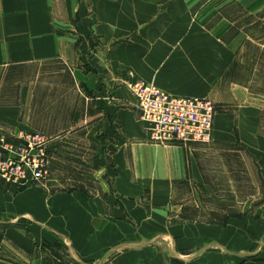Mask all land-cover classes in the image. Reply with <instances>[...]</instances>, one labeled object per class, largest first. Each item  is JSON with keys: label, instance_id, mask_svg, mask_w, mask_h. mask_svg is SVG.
I'll use <instances>...</instances> for the list:
<instances>
[{"label": "crops", "instance_id": "crops-1", "mask_svg": "<svg viewBox=\"0 0 264 264\" xmlns=\"http://www.w3.org/2000/svg\"><path fill=\"white\" fill-rule=\"evenodd\" d=\"M218 1L264 11V0H0V67L59 61L88 93L93 113L69 123L98 142L102 189L16 191L0 180V264H264V200L223 224L180 221L183 186L202 178L201 148L152 142L123 83L216 99L215 80L246 39L207 27L201 12ZM241 104L236 117H214L212 135L242 142L264 179V106Z\"/></svg>", "mask_w": 264, "mask_h": 264}, {"label": "rangeland", "instance_id": "rangeland-1", "mask_svg": "<svg viewBox=\"0 0 264 264\" xmlns=\"http://www.w3.org/2000/svg\"><path fill=\"white\" fill-rule=\"evenodd\" d=\"M212 8L201 12L207 27L220 23V27L215 29L218 35L230 38L241 31L246 39L231 58L225 76L221 75L215 80V85L222 83V87L216 90L217 98L193 97L211 101L216 113L214 117L227 112L236 117L241 103H260L264 106V11L249 14L234 5L230 6L229 12L228 9L222 11L219 1ZM136 82L149 83L142 79L123 81L135 99L131 85ZM87 95L80 84L76 86L68 68L59 61L0 67V141L10 140L19 128L28 134L43 133L48 138L43 146L48 160L45 176L24 187L14 186L13 190L39 183L49 191L81 189L89 195L102 191L96 184L100 178L98 142L84 138L82 131H75V123H69L75 111L93 113L90 101L87 111L82 107L87 102ZM145 105L147 108L154 107L148 102ZM7 110L17 113L7 115ZM171 112L179 114L174 108ZM139 116L144 120L141 110ZM189 116L197 120L192 135L193 131L199 132L208 124V118L195 109ZM13 120L18 123V128H15ZM147 124L149 132L151 124ZM78 130L82 128L78 126ZM13 138L16 139L15 136ZM226 140H215L212 135L206 143L198 140L184 144L188 149L201 148L197 150L202 178L197 182H186L183 186V193L178 198L182 203L175 206L182 217L180 221L223 224L229 217L251 214L257 204L264 200V179L260 178L254 155L238 139ZM247 263H253V260Z\"/></svg>", "mask_w": 264, "mask_h": 264}, {"label": "built area", "instance_id": "built-area-1", "mask_svg": "<svg viewBox=\"0 0 264 264\" xmlns=\"http://www.w3.org/2000/svg\"><path fill=\"white\" fill-rule=\"evenodd\" d=\"M131 89L142 118L151 124L148 134L153 142L184 145L198 140L205 143L210 141L215 108L208 99L167 95L144 82L134 83ZM145 102L152 103L154 107L147 108ZM181 107L186 110L182 111ZM172 108L179 112V116L171 112ZM192 109L208 118L207 126H203L204 129L199 132L193 131L194 135L191 133L197 120L189 116ZM13 136L10 140L0 141V179L8 186L20 188L45 176L48 160L43 146L48 138L43 133L28 134L25 130Z\"/></svg>", "mask_w": 264, "mask_h": 264}, {"label": "bare ground", "instance_id": "bare-ground-1", "mask_svg": "<svg viewBox=\"0 0 264 264\" xmlns=\"http://www.w3.org/2000/svg\"><path fill=\"white\" fill-rule=\"evenodd\" d=\"M148 84H150V83H148ZM154 87H156V86H154ZM157 88V87H156ZM158 89V88H157ZM159 90V89H158ZM163 93V92H162ZM173 96V95H172ZM175 97H178V96H175ZM182 97V96H181ZM183 104V103H182ZM181 110L182 111H185L186 109H184L183 107H181ZM189 110V109H188ZM147 123H148V121H147ZM150 125V124H149ZM213 130V129H212ZM204 139H206L205 137H203Z\"/></svg>", "mask_w": 264, "mask_h": 264}]
</instances>
